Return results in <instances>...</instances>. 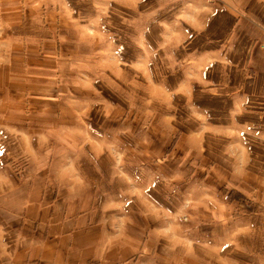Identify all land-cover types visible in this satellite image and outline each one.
<instances>
[{"label": "rangeland", "instance_id": "1", "mask_svg": "<svg viewBox=\"0 0 264 264\" xmlns=\"http://www.w3.org/2000/svg\"><path fill=\"white\" fill-rule=\"evenodd\" d=\"M4 1L0 181L31 172L30 158L16 151V135L35 127L30 121L46 117L36 122L54 134L62 128L53 121L71 124L76 111L86 112L96 140L83 169L90 176L96 169L102 217L99 230L81 237L86 255L106 257L100 239L114 235L115 242L124 229L144 234L129 264H248L251 250L263 254L264 0ZM28 3L38 14L55 10L58 26L26 28L25 13L3 17ZM46 30L55 33L64 65L41 97L32 92L41 73L27 67L24 50L32 34ZM61 83L82 87L81 98L70 94L45 115L31 109L30 100L56 99ZM25 138V150L36 143ZM127 247H118L120 255Z\"/></svg>", "mask_w": 264, "mask_h": 264}, {"label": "crops", "instance_id": "2", "mask_svg": "<svg viewBox=\"0 0 264 264\" xmlns=\"http://www.w3.org/2000/svg\"><path fill=\"white\" fill-rule=\"evenodd\" d=\"M4 2L17 3L18 0H5ZM25 6L23 11L21 7H18L4 13L3 17L16 18L21 13H25L27 16L24 27L26 28L39 30L53 29L58 26H56V17L53 14L56 11L52 8L46 7L45 15H42L41 12L37 13L32 3ZM50 33L51 35L46 30L43 36L32 34L31 39L28 37L26 50H24L27 56V67L33 72L41 73L35 76L38 78L32 82V84H40V87H34L32 92L41 91L43 95L41 97L49 95L46 93L50 91L48 86H50V81H53L52 77L63 75L61 71L64 65L63 58L55 51V33L53 34V31ZM78 73H81V70H77ZM57 81L60 83L62 79H57ZM65 86L66 83L56 87L57 90L53 88L58 95L56 99L51 100L52 102L42 99L30 100L31 109L40 110L41 114L45 115L47 110L60 107L61 104L65 105L64 103L67 104L70 94L76 100L81 98L79 93L82 87ZM36 89L38 91H35ZM76 113L78 114L75 115V121L72 120L74 125L68 122L62 126L57 124V120L53 121L55 128L56 126L62 128L54 134L42 131L37 122L42 121L41 124H43V122H48V119L40 117V120L34 118L35 122L30 121L29 125L35 127H29L28 133L19 132L16 135L17 156L30 158L28 167L31 168V172L27 169L28 175L18 182L10 177L7 181H0V264H129L130 257L134 255L133 247L136 245L138 248L140 243L144 244L142 238L144 234L124 229L121 234L122 238L120 237L115 242L112 238L114 235H108V240L105 242L100 239L104 247L100 248L99 252L109 247V253L104 258L99 255L93 256V252L86 255L84 249L80 247L81 237L87 232L96 231L102 217L98 212L93 191L97 186L94 178L96 169L93 167L89 170L92 176L88 175V171L84 174L83 169L84 158L92 156L94 147L92 143H95L96 133L90 131L89 121L85 118L86 112L84 114L76 111ZM25 137L36 140L32 146L28 144L26 150L23 146L26 144ZM81 140L85 141L80 142ZM17 189L21 190L18 192L21 198L17 207H14L12 197L16 195ZM16 216L22 219L21 224L15 221ZM82 221L88 222L89 227H85ZM104 230L111 232V229L107 227ZM90 242L96 245L97 239L92 238ZM126 243L129 247L125 249V256H122L118 247L125 246ZM115 250L117 251L113 253ZM228 251L229 248L222 252L223 260ZM126 252L132 255L127 257ZM250 252L251 258L248 264H264V249H260V253L263 254L252 250ZM133 261L135 264H141L143 260L134 258Z\"/></svg>", "mask_w": 264, "mask_h": 264}, {"label": "trees", "instance_id": "3", "mask_svg": "<svg viewBox=\"0 0 264 264\" xmlns=\"http://www.w3.org/2000/svg\"><path fill=\"white\" fill-rule=\"evenodd\" d=\"M234 196H235V197H240V195H239V194H237V193H234Z\"/></svg>", "mask_w": 264, "mask_h": 264}]
</instances>
